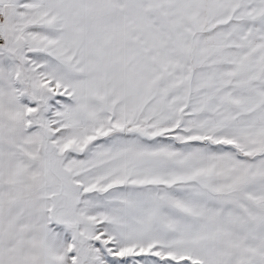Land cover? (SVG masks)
Wrapping results in <instances>:
<instances>
[{"label":"snow or ice","instance_id":"snow-or-ice-1","mask_svg":"<svg viewBox=\"0 0 264 264\" xmlns=\"http://www.w3.org/2000/svg\"><path fill=\"white\" fill-rule=\"evenodd\" d=\"M0 264H264V0H0Z\"/></svg>","mask_w":264,"mask_h":264}]
</instances>
